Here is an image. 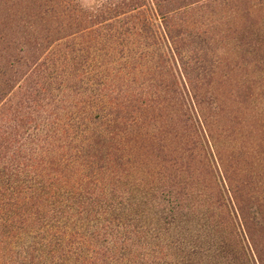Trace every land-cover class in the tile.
<instances>
[{"label":"trees","instance_id":"16d2710c","mask_svg":"<svg viewBox=\"0 0 264 264\" xmlns=\"http://www.w3.org/2000/svg\"><path fill=\"white\" fill-rule=\"evenodd\" d=\"M247 2L0 0V264H238L221 229L264 235V199L229 175L197 66L252 42Z\"/></svg>","mask_w":264,"mask_h":264},{"label":"rangeland","instance_id":"374dc122","mask_svg":"<svg viewBox=\"0 0 264 264\" xmlns=\"http://www.w3.org/2000/svg\"><path fill=\"white\" fill-rule=\"evenodd\" d=\"M76 1L80 6L86 7L98 3L100 0ZM257 3L258 0L247 2L248 5H256ZM262 7L255 6L248 13V17L243 15L242 21L250 25L252 31V42L249 45L246 44V38H244V42L242 40L240 42L236 37L235 46L231 44L230 40L223 41L218 48L217 56L220 60L215 74L207 75L208 61L197 66L203 72L198 75H205L203 78L205 84L200 88V91L217 98L215 102H212L213 108L216 109L215 106L225 107L223 111H219L218 122L220 129L229 127L222 134L226 142L222 146V161L227 167L230 165L232 168H237L231 170L229 174L231 177L249 178L248 184L243 190L250 192L253 199L255 197L264 199V64L261 63L264 61V9L259 10ZM236 22L239 21L232 23L233 26L239 27L240 22ZM191 65L195 66V63L192 62ZM196 76V70H193L191 77L195 78ZM258 83L262 84V89L259 88ZM228 143L235 149V152H227L226 147L229 146L226 145ZM197 153L195 155L191 154L190 151L186 152L185 160L182 159L184 169L187 170L185 164L189 162L190 168L196 172L200 184L214 186L212 184L214 174L211 175L210 173L211 166L202 164L201 157ZM228 155L230 156L229 159L227 158ZM216 179L217 177H215ZM213 193L216 194L215 191ZM262 206L264 214V204ZM254 209L255 207L251 206V211ZM224 227H228L221 229L222 235L225 234L227 237L224 250L230 257L239 251L238 264H249L246 257L248 253L246 254L244 250L250 247L254 253L260 256L264 264V235L248 236L246 234L242 241L240 238L236 239L235 236H228V231L231 228L230 223H226ZM238 244L239 247L236 248ZM226 262L227 260H225ZM215 264L223 263L216 260Z\"/></svg>","mask_w":264,"mask_h":264}]
</instances>
